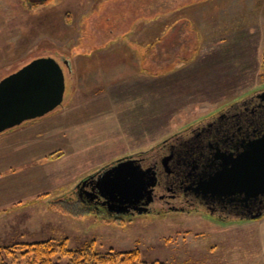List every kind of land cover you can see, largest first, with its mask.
I'll return each instance as SVG.
<instances>
[{"label":"rangeland","instance_id":"obj_1","mask_svg":"<svg viewBox=\"0 0 264 264\" xmlns=\"http://www.w3.org/2000/svg\"><path fill=\"white\" fill-rule=\"evenodd\" d=\"M2 2L0 80L53 58L66 89L52 112L71 114L29 141L17 133L40 118L0 133V248L54 240L101 253L137 248L146 262L264 264L258 220L222 222L200 209L115 219L75 193L119 160L164 153L170 140L264 89V0H51L21 14ZM65 130L70 140L59 143ZM51 137L58 148L50 153H17L21 142ZM11 250H0V264H24Z\"/></svg>","mask_w":264,"mask_h":264},{"label":"water","instance_id":"obj_2","mask_svg":"<svg viewBox=\"0 0 264 264\" xmlns=\"http://www.w3.org/2000/svg\"><path fill=\"white\" fill-rule=\"evenodd\" d=\"M64 64L69 66L66 61ZM64 92L63 69L53 58L33 60L5 76L0 80V133L52 112L61 105ZM234 151L236 155L220 156L224 158L221 172L215 176L211 171L199 175L196 190L201 191L203 198L237 205L243 210L235 214H246L249 219L260 218L264 213V133L253 140H242ZM170 157L162 159L165 171H168L165 161ZM229 163L232 169L225 172ZM207 168L211 170L212 165ZM155 184L151 168L142 169L137 159L128 158L117 161L99 176L94 187L107 203L118 205V211L129 208L141 213L152 200ZM257 202L259 205L254 207Z\"/></svg>","mask_w":264,"mask_h":264},{"label":"flooded vegetation","instance_id":"obj_3","mask_svg":"<svg viewBox=\"0 0 264 264\" xmlns=\"http://www.w3.org/2000/svg\"><path fill=\"white\" fill-rule=\"evenodd\" d=\"M263 133L264 89L210 116L186 138L181 136L170 140L171 142L165 147L166 150L161 153L162 155L136 157L141 168H151L156 177L152 200L146 205V211L140 213L136 209H129L125 206L124 211H118V205L112 206L106 202L105 198L98 195L94 187L97 177L85 183L84 188L76 190L77 202L115 219L127 215L161 213L165 210L199 211L200 209L208 216L215 217L222 222L231 219L247 222L249 220L246 214H235L243 212L237 205L203 198L201 191L196 189L199 175L202 172L211 171L213 176L221 172V164L224 160L220 158L221 155L225 154L226 157L232 153L236 155L234 147L240 146L242 140H253ZM164 154L171 155L170 159L165 161L168 171H165L162 165ZM209 165H212L211 170L207 168ZM231 169L232 164L229 163L225 172H230ZM142 203L145 201L143 200ZM258 205L257 202L254 207ZM232 209L235 211H231Z\"/></svg>","mask_w":264,"mask_h":264},{"label":"trees","instance_id":"obj_4","mask_svg":"<svg viewBox=\"0 0 264 264\" xmlns=\"http://www.w3.org/2000/svg\"><path fill=\"white\" fill-rule=\"evenodd\" d=\"M51 0H27L30 5H46ZM159 41V39H157ZM152 42L153 46L158 43ZM262 67L264 69V55L262 58ZM11 249H20L24 264H59L54 262V258H66V264H164L160 261L146 262L141 260L140 251L137 248L129 250L116 251L109 249L105 253L97 252L92 244L85 245L82 248L70 250L66 247V242H56L46 240L31 244H17L11 247L0 248L4 253L11 256ZM14 255V254H13ZM12 255V256H13ZM1 264H6L1 260Z\"/></svg>","mask_w":264,"mask_h":264},{"label":"crops","instance_id":"obj_5","mask_svg":"<svg viewBox=\"0 0 264 264\" xmlns=\"http://www.w3.org/2000/svg\"><path fill=\"white\" fill-rule=\"evenodd\" d=\"M2 1L3 0H0V3H3ZM30 1H36V0H30ZM6 2H7L6 3L7 6H10V7H18L16 9V11H17L18 14L19 13L21 14L24 11L25 12L31 11L32 9H35V8L39 9V7H41L40 5H33L32 6L29 3H27V0H6ZM165 4H166V2L163 3V5H165ZM143 14H142V16H145ZM17 16H19V15H17ZM138 18L139 17H137V19ZM55 113L54 112L50 113L49 116H46L47 118H40V120H37V122H35L33 125L27 126L25 128H22L20 130V132L17 133V134L18 135H26L24 138H27L28 141L31 140V139H33V135H38V138H40L42 136H39V133L41 132V130L43 128H45L47 125L52 126V123H55L54 121H56V120H58L60 118L61 119L62 118L63 119H68L67 116H69L71 114V110L67 109V110H64L62 112H58L57 111ZM66 133H68L67 137L65 136ZM70 133L71 132L69 130L68 131L65 130V132H64V138L63 137H60V138L57 137L59 139V143L62 142V141H64L63 139H66L67 140L69 138V134ZM58 139L54 140V139H52V137L51 138H47V141L44 140L43 144H41V145H39L37 147H33V145L30 144V143H25V142L22 143L21 142V143L18 144V147H19L20 151L17 149V153L20 154V156H24L25 155L27 157L26 160H28L31 157H34L35 155L40 156L41 154L50 153L54 149L56 150L58 148V145H57L58 144ZM24 140H26V139H24ZM66 140L64 141V143H66ZM68 140H70V138ZM60 147L61 146H59V148ZM8 150H9V147L8 146H6L5 149H3L4 152H7ZM33 150H35V151H33ZM36 150L38 152H36ZM0 158L2 159V160L0 159V162L2 161V163L0 164L1 167H2V166H4L6 164V158H4L3 155L0 156ZM256 220H258L257 226L259 228L258 231H259V233L261 235V231L264 228V215L262 217L256 219ZM256 220H254V221H256Z\"/></svg>","mask_w":264,"mask_h":264}]
</instances>
